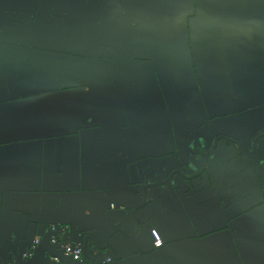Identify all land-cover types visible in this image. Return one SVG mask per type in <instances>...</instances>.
I'll use <instances>...</instances> for the list:
<instances>
[{
  "label": "crops",
  "instance_id": "obj_1",
  "mask_svg": "<svg viewBox=\"0 0 264 264\" xmlns=\"http://www.w3.org/2000/svg\"><path fill=\"white\" fill-rule=\"evenodd\" d=\"M261 133L264 0H0V243L56 221L76 245L192 143ZM219 147L194 186L149 191L105 264H264V138Z\"/></svg>",
  "mask_w": 264,
  "mask_h": 264
},
{
  "label": "water",
  "instance_id": "obj_2",
  "mask_svg": "<svg viewBox=\"0 0 264 264\" xmlns=\"http://www.w3.org/2000/svg\"><path fill=\"white\" fill-rule=\"evenodd\" d=\"M264 138V133L258 135L250 151H243L239 141L226 136H218L212 140L209 147L207 141L202 139L190 145L187 158H177L165 167L157 165L147 173V181L140 182L141 189L138 197L141 203L135 205L127 211L126 217L116 221L112 229L92 230L77 233L74 243L81 248V258L73 260L64 254V245L69 243L73 233L69 228L63 230L58 222L46 226L37 235V240L29 237L27 244L22 248L14 247L10 242L0 243V264H105L107 259L113 256L111 245L116 243L118 238H114L116 233L124 237L133 238L140 230L142 224L137 213L145 207V203L151 202L149 191L156 188L176 186V178L183 183L194 186L201 179L204 172L209 171V164L215 166L216 154L219 152V144L223 141L233 143L240 155L251 156L255 154L257 142ZM213 161V162H211ZM67 234V235H66ZM72 234V235H70Z\"/></svg>",
  "mask_w": 264,
  "mask_h": 264
},
{
  "label": "built area",
  "instance_id": "obj_3",
  "mask_svg": "<svg viewBox=\"0 0 264 264\" xmlns=\"http://www.w3.org/2000/svg\"><path fill=\"white\" fill-rule=\"evenodd\" d=\"M151 238L153 239V244L155 248H161L163 246V242L155 230L150 231ZM64 254L66 256H70L73 260H79L81 258V248L78 245H72L70 243H67L63 247ZM110 259H107L106 262H110Z\"/></svg>",
  "mask_w": 264,
  "mask_h": 264
}]
</instances>
